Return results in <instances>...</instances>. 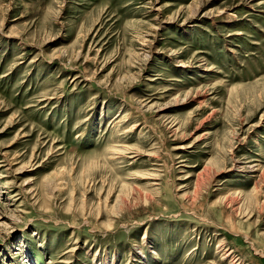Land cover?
Returning a JSON list of instances; mask_svg holds the SVG:
<instances>
[{"label":"rangeland","instance_id":"374dc122","mask_svg":"<svg viewBox=\"0 0 264 264\" xmlns=\"http://www.w3.org/2000/svg\"><path fill=\"white\" fill-rule=\"evenodd\" d=\"M0 264H264V0H0Z\"/></svg>","mask_w":264,"mask_h":264},{"label":"bare ground","instance_id":"6f19581e","mask_svg":"<svg viewBox=\"0 0 264 264\" xmlns=\"http://www.w3.org/2000/svg\"><path fill=\"white\" fill-rule=\"evenodd\" d=\"M127 149H128V150L131 149V151H132V148L127 147ZM131 151H129V153H130ZM127 152H128V151H127ZM224 254H226V253L224 252ZM226 255H227V254H226ZM226 255H225V256H226ZM223 256H224V255H223ZM226 259H227V258H226Z\"/></svg>","mask_w":264,"mask_h":264}]
</instances>
